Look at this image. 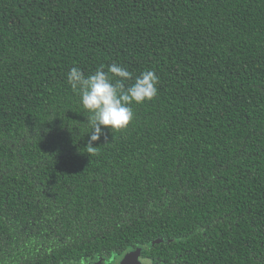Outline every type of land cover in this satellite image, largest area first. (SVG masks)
<instances>
[{
    "label": "trees",
    "instance_id": "obj_1",
    "mask_svg": "<svg viewBox=\"0 0 264 264\" xmlns=\"http://www.w3.org/2000/svg\"><path fill=\"white\" fill-rule=\"evenodd\" d=\"M113 63L158 92L89 152L67 75ZM136 249L264 264V0H0V264Z\"/></svg>",
    "mask_w": 264,
    "mask_h": 264
},
{
    "label": "clouds",
    "instance_id": "obj_2",
    "mask_svg": "<svg viewBox=\"0 0 264 264\" xmlns=\"http://www.w3.org/2000/svg\"><path fill=\"white\" fill-rule=\"evenodd\" d=\"M103 69L102 65L86 77L79 68L73 67L67 75L69 84L79 92L80 103L88 113L89 152L96 150L93 145L102 137L107 141L105 130L119 131L129 126L134 117L129 105L151 101L158 92L159 77L154 71L143 72L126 87L125 82L132 80V73L127 68L113 63L107 72Z\"/></svg>",
    "mask_w": 264,
    "mask_h": 264
},
{
    "label": "flooded vegetation",
    "instance_id": "obj_3",
    "mask_svg": "<svg viewBox=\"0 0 264 264\" xmlns=\"http://www.w3.org/2000/svg\"><path fill=\"white\" fill-rule=\"evenodd\" d=\"M208 245L207 243H201L199 244L200 246ZM140 249L132 250L130 252H127L123 254L121 257H112V258H105V259H100L97 262H84L83 264H122L124 258L126 257L127 254L132 253L134 251H137ZM202 251V250H201ZM200 251V253H201ZM206 252V251H203ZM192 253V251L185 250L184 251V256H183V264H189V255ZM139 260L142 264H153L151 261V258L149 256H146L145 253L141 251Z\"/></svg>",
    "mask_w": 264,
    "mask_h": 264
},
{
    "label": "water",
    "instance_id": "obj_4",
    "mask_svg": "<svg viewBox=\"0 0 264 264\" xmlns=\"http://www.w3.org/2000/svg\"><path fill=\"white\" fill-rule=\"evenodd\" d=\"M159 243V241H156ZM141 250L134 251L132 253H129L124 258L122 264H142L139 260Z\"/></svg>",
    "mask_w": 264,
    "mask_h": 264
}]
</instances>
